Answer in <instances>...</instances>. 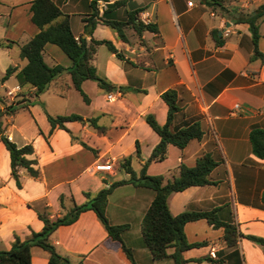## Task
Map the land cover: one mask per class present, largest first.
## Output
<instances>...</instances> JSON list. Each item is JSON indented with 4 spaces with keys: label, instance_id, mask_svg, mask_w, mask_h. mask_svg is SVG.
<instances>
[{
    "label": "crops",
    "instance_id": "obj_1",
    "mask_svg": "<svg viewBox=\"0 0 264 264\" xmlns=\"http://www.w3.org/2000/svg\"><path fill=\"white\" fill-rule=\"evenodd\" d=\"M131 1L143 5L139 19L142 21V16L147 19L144 23H154L157 32L144 30L139 35L127 27V40L123 41L114 29L98 23L90 34L84 30L82 20L85 2L65 0L60 5L76 37L87 41L91 37L108 39L124 55V60L119 59L100 44L91 62L99 76L115 86H125V90L105 91L86 79L82 89L89 102H85L70 74L63 73L35 97V88L21 84L16 77L27 62L19 54V61L9 65L15 67L14 71L0 82V111L20 102L18 108L0 116L3 132L17 146L33 145L34 152L26 157L36 159L33 166L39 171L34 177L20 168L18 187L11 175L9 152L0 140V250L9 249L15 235L26 239L33 231H40L43 222L38 212L52 219L62 216L74 203L86 200L84 192L93 194L116 180L127 179L129 174L120 167L124 157H131V166L134 159L138 161V170L132 166L138 174L160 140L144 117L153 114L159 124H164L167 105L160 94L175 88L181 110L174 115L171 128L199 121L203 136L191 139L182 149L168 145L166 158L151 161L146 172L162 175L166 182L178 175L180 163L193 165L198 157L210 153L218 161L210 172L215 183L171 193L170 212L176 215L184 210L218 208V217L234 223L238 232L236 243L227 246L222 240L223 227L214 228L204 218L187 222L186 239L207 241V245L183 251L182 257L188 260L185 264H264V245L248 238L252 235L264 239V158L252 152L249 140L253 126L264 128V61L261 57L250 58L254 45L249 25L235 20L239 13L250 12L264 0H227L228 12L201 0ZM30 2L0 0V23L4 26L0 56L8 54L13 46L20 52V46L38 32L30 19ZM105 5L100 1V11ZM112 14L125 19L126 6ZM259 34L257 47L264 54V19L259 21ZM42 55L50 66L71 65V59L55 44L46 43ZM8 90L15 92L10 96ZM109 92L116 96L113 101L106 99ZM51 93L62 101L52 99ZM235 104L242 110L232 113ZM46 113L95 117L103 130L87 122L67 121L68 132L58 125L52 127ZM107 160L112 171L93 170L95 164ZM119 169L125 175L119 174ZM154 194L151 188L121 184L108 195L106 216L111 224L128 225L122 240L137 263L174 264L169 257L154 259L142 240L141 220ZM50 241L72 264H130L120 243L108 237L92 210L81 212L71 224L60 225ZM173 250L167 249L168 253ZM205 256L223 260H193ZM48 258L47 250L31 247V264H47Z\"/></svg>",
    "mask_w": 264,
    "mask_h": 264
},
{
    "label": "trees",
    "instance_id": "obj_2",
    "mask_svg": "<svg viewBox=\"0 0 264 264\" xmlns=\"http://www.w3.org/2000/svg\"><path fill=\"white\" fill-rule=\"evenodd\" d=\"M65 0H31L30 12L31 21L38 27V32L34 34L26 43L20 46L19 55L27 60L26 64L16 73L21 84H29L33 86L34 96L38 97L43 93L49 83L63 73H69L72 84L76 90L80 92L85 102H89L87 94L82 89V82L86 79L93 80L98 87L105 91L114 89L125 90V86H115L106 78L96 73V68L91 60L96 52V48L100 44H104L109 51L114 53L116 57L124 60V55L114 46L108 39H95L91 37L87 41L84 37H76L70 27L68 14L64 13L60 8L61 3ZM87 5V9L82 20L84 21V30L92 34L93 29L98 23L105 24L116 32L117 36L123 41L127 40L126 28L131 27L137 34L148 30L157 32V26L154 23H144L138 17L139 13L144 9L143 5H139L131 0H116L108 3V0H82ZM100 1L106 2L103 10L100 11ZM207 6H220L225 11H229L225 6L227 0H201ZM126 6V18L120 19L112 13L119 7ZM264 19V4H260L250 12L239 13L235 18L237 22H246L252 36L254 45L253 54L250 58L261 57L264 61V54L258 50L257 41L259 34V21ZM46 43L57 45L70 59V66L61 64L48 65L42 55L43 47ZM15 67L8 66L4 75L0 78V82L6 80L14 71ZM160 97L167 105V117L164 124H159L153 114H146L144 119L148 125L159 135L160 140L152 149L150 156L143 163L138 174L131 166V157L126 156L120 162L122 167L128 174L127 179L116 180L108 185L103 186L95 193L84 192L86 200L81 204L74 203L70 209L62 216L49 218L44 213L38 212V218L43 222L40 231H33L31 236L26 239H20L15 235L14 241L9 249L0 250V264H31V247L36 245L49 252L47 264H72L60 255L54 245L50 241V235L60 225H68L73 223L79 217L80 213L85 210H92L98 220L103 225L110 239L120 243L130 264H139L134 260L132 250L127 247L122 240V233L128 227L127 224H111L106 216V205L108 195L112 190L124 183H133L137 186L147 187L154 190V197L147 208L141 220V235L144 245L150 250L154 259L172 258L174 264H185L188 260L182 257V252L194 248L207 245V241L189 242L186 239L184 225L193 220L204 218L214 228L223 227L224 233L222 240L227 246H232L237 241L238 232L236 226L232 222L223 221L217 215L218 208L209 210H184L176 215L170 212L168 205V197L173 192L186 189L189 186H200L206 184H214L215 181L210 178V172L218 164V161L210 154L205 153L198 157L193 165L180 163L179 173L172 179L164 182L162 175H151L146 172L148 164L155 160L161 161L166 158L167 147L172 144L180 149L184 148L191 139H201L203 129L199 121H193L179 128L172 129L171 123L174 115L181 110L178 91L175 88H169L160 94ZM17 106L20 102L16 103ZM10 103L5 106L3 112H10L18 108ZM24 106V105H20ZM51 126L56 125L69 130L65 126L67 121H80L89 123L102 131L103 127L96 123V118H84L78 113L51 115L46 113ZM0 140L6 147L10 156L11 175L15 179L16 185L19 187V170L25 168L31 176H38L39 171L33 166L36 159L27 158V154L34 152L33 145L27 143L17 146L3 132L0 121ZM249 140L252 152L259 158H264V128L253 126L249 132ZM83 146L95 150L81 142ZM136 155H139V143L135 142ZM62 197H60L61 203ZM264 203V191L261 195ZM248 238L264 245V239L249 235ZM173 247L174 250L168 253L167 249ZM232 253H235L233 251ZM207 260L211 263H220L223 259H213L205 256L193 260Z\"/></svg>",
    "mask_w": 264,
    "mask_h": 264
},
{
    "label": "rangeland",
    "instance_id": "obj_3",
    "mask_svg": "<svg viewBox=\"0 0 264 264\" xmlns=\"http://www.w3.org/2000/svg\"><path fill=\"white\" fill-rule=\"evenodd\" d=\"M4 30V26L0 23V36L3 33ZM105 53H109L108 50H106V48H104ZM18 49L16 46H13V48L10 50V52L8 54H2L0 56V76L3 75V73L5 72V69L7 68V66H9L11 64V62H18L19 61V53H18ZM8 86L11 85V82L7 83ZM53 88V85L52 87ZM52 94V93H51ZM47 97V96H45ZM52 99H55L56 101H62L61 98H59L58 96H54L53 94L50 96ZM132 166L134 169L138 170L139 169V164L138 161L136 159H134ZM119 174L121 173V175H125V172L123 169H119ZM173 247H170L169 249L171 250ZM174 249V248H173Z\"/></svg>",
    "mask_w": 264,
    "mask_h": 264
},
{
    "label": "built area",
    "instance_id": "obj_4",
    "mask_svg": "<svg viewBox=\"0 0 264 264\" xmlns=\"http://www.w3.org/2000/svg\"><path fill=\"white\" fill-rule=\"evenodd\" d=\"M141 18H142V21L147 22V21H146L147 19H144L142 16H141ZM14 92H15L14 90H8V91H7L8 95H10V96H11ZM115 98H116V96H115V94H114L113 92H109V93H107V95H106V99H107L108 101H113ZM239 110H240V111L242 110V109L240 108L239 104H235L231 112H232V113H236V112L239 111ZM93 170H94V171H112V170H113V166H112V164L110 163V161L107 160V161L104 162V163H97V164H95L94 167H93Z\"/></svg>",
    "mask_w": 264,
    "mask_h": 264
}]
</instances>
